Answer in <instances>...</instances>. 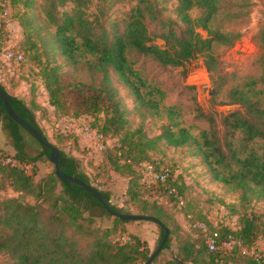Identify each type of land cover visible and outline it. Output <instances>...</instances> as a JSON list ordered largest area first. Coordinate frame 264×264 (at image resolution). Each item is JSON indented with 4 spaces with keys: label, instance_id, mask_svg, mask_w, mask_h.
<instances>
[{
    "label": "trees",
    "instance_id": "16d2710c",
    "mask_svg": "<svg viewBox=\"0 0 264 264\" xmlns=\"http://www.w3.org/2000/svg\"><path fill=\"white\" fill-rule=\"evenodd\" d=\"M92 1L42 0L40 8L45 27L53 30L48 31L47 38L43 37L33 24L34 17L26 15L20 22L23 38L19 49L24 55L33 51L48 102L56 109L63 108L65 86L59 80L57 67L49 65L50 54L61 56L70 65H76L82 58L91 77H100L97 87L90 86L96 93L87 95L82 106L93 117L91 127L116 139V146L105 150L104 161L113 172L128 178L125 195L137 212H123L113 205L109 194L95 186L88 174L79 168L77 159L54 145L58 149L60 169L92 185L113 210L160 220L169 229L162 249L176 242L165 264H264L236 247L226 253L209 251L205 233L196 227L194 238L177 234V225L172 229L165 220L171 213L165 203L144 196L138 170L140 164L154 162L149 160L150 153L159 150L160 142L173 147L187 146L191 155L202 158L216 180L239 192L241 202L247 204L253 198L264 199V108L260 100L249 93L257 84L264 85V26L260 32V76L244 83L247 90L232 87L227 93L228 103L239 105L237 109L220 114L218 120L214 114L200 110L198 116L207 123V128L196 138L180 125L174 117V109L169 107L165 110L167 123L161 125L159 134L149 137L141 126L131 129L128 117L131 110L118 95L111 74L128 88L135 101L134 109L142 117L159 116L160 98L155 96L157 93L161 96V92L145 89V82L133 68L127 52L133 50L162 66L172 67L184 66L201 56L211 69L213 45L230 46L240 34L211 28L219 0H176L172 11L174 18L164 15L166 7L160 6L157 0H138L124 16L112 21L103 18L102 0H97L93 11L89 9ZM34 3L35 0H25L28 8ZM5 6L6 1L0 0V13ZM194 9L199 10L196 16L191 14ZM199 29L205 30L206 36ZM3 35L5 33L0 38ZM32 37L38 38L39 43ZM42 54L45 61L40 58ZM86 56L89 57L84 58ZM8 95L15 112L44 135L35 122L36 106L33 107L32 101L30 106L23 99ZM0 130L12 145L13 153L8 154L17 163L15 166L0 165V187L6 184L12 191L9 196H0V253L10 256V264H147L154 251L147 241L136 233L121 231V226L130 220L111 215L88 189L59 178L55 168L35 181L36 164L43 156L49 159L50 149L9 117L1 98ZM64 139L66 135L61 134L59 140ZM257 139L262 140L261 150L249 147V143ZM74 142L79 147L76 139ZM168 183L182 194L183 185L177 184L173 177ZM165 195L174 198L166 189ZM103 215L113 216L111 227L95 224V219ZM119 229L117 235L121 239L114 240L112 236ZM159 229L158 244L164 234L163 229ZM218 232L222 236L232 234L251 245L264 234V222H259L255 213H248L241 218L238 231L220 227Z\"/></svg>",
    "mask_w": 264,
    "mask_h": 264
},
{
    "label": "rangeland",
    "instance_id": "374dc122",
    "mask_svg": "<svg viewBox=\"0 0 264 264\" xmlns=\"http://www.w3.org/2000/svg\"><path fill=\"white\" fill-rule=\"evenodd\" d=\"M6 6L0 13V27L3 25L4 34L0 38V84L7 92L17 98L23 99L30 106L31 101L35 107V122L53 145L65 153L74 156L79 168L86 172L91 182L110 197V202L123 212L136 213L137 208L127 201L125 189L128 178L113 172L106 166L104 158L105 150H95L87 141H83L75 134L61 132V122L66 116H73L83 124L93 122V117L83 108V100L87 95L96 92L90 86L97 87L100 77H91L84 65V59L76 65L65 63L61 56L50 54V66H56L59 80L65 86L62 96V109H56L48 102V93L40 75L39 63L32 55L33 51L25 54L22 62L5 61L3 49L9 45L19 48V42L23 38L20 27L21 20L25 16H33V24L38 28V33L48 37V31L53 28L45 27V21L40 5L42 0H35L34 5L28 8L25 0H5ZM10 1V3H9ZM138 0H102L104 7L103 18L112 21L118 20L127 13L132 5ZM160 6L166 7L165 16H171L176 0H157ZM97 0H93L89 9H96ZM218 13L212 20V29L223 32H238L239 38L230 46L214 44L212 48L213 59L211 69L207 68L203 57H197L184 66L172 67L162 66L156 60L143 56L133 50L127 52L133 68L139 73L145 82L146 90H156L155 98H160V114L146 115L142 117L137 109H134V98L128 88L117 80L112 73L114 85L118 89V95L125 105L131 110L128 115L131 129L138 126L147 136L152 137L160 133L161 125L167 123L166 109L172 107L175 111L177 121L182 127L187 128L193 136L200 137L202 130L207 128V123L198 116L199 111L212 113L218 120L220 114H225L239 107L237 104L228 103L227 93L232 87L244 88V85L252 78H258L261 74L259 58L262 53L260 43V32L264 26V0H219ZM70 7V5H68ZM193 16L199 14V10L191 11ZM203 36L205 30L199 29ZM37 43L39 39L32 37ZM32 55V56H31ZM86 56L84 58H88ZM42 61L45 58L40 55ZM72 87V85H74ZM219 86H218V85ZM253 98L260 100L264 108V85L257 84L250 91ZM66 135L67 139L60 141V136ZM4 136V137H3ZM108 147L113 149L116 146V139L107 136ZM6 139V140H5ZM77 140L79 147H76L74 140ZM7 138L0 130V148H6ZM9 143V142H8ZM9 147H12L9 143ZM249 147L261 150L262 140L257 139L249 143ZM106 149V150H107ZM13 150V148H12ZM9 151V150H8ZM13 153L12 151H9ZM149 160L159 161L161 165L171 170V175L177 184L183 185V202L179 203L175 198L169 199L165 195L163 185L152 176H147L144 165L138 166L141 175V182L144 187V196L151 200L164 202L170 214L165 220L175 232L182 237L194 238L197 232L193 226L196 221L204 220L209 226L226 227L238 231L241 226V218L244 214L255 213L259 222H264V199L253 198L245 204L239 199V192L225 186L216 180L210 169L203 163L200 156L191 155L187 146L173 147L162 142L159 143V150L150 153ZM150 163V162H149ZM53 164L45 156L36 164L35 181L44 177L53 170ZM12 191L5 184L0 187V196H9ZM31 200V199H30ZM113 216L103 215L95 219V224L101 227H111ZM179 225V226H178ZM125 234L136 233L142 240L147 241L153 251L158 246L160 229L151 222L145 220H130L121 226ZM120 231L117 230L112 236L115 240ZM264 237L260 234L258 238ZM175 240L170 247L160 251L163 254L172 253L175 250ZM12 262L7 253H0V264ZM153 264V263H151ZM156 264V263H154Z\"/></svg>",
    "mask_w": 264,
    "mask_h": 264
},
{
    "label": "built area",
    "instance_id": "2783aa9c",
    "mask_svg": "<svg viewBox=\"0 0 264 264\" xmlns=\"http://www.w3.org/2000/svg\"><path fill=\"white\" fill-rule=\"evenodd\" d=\"M3 58L5 61L22 62L25 60V55L19 48L15 49V46L9 45L3 49ZM61 132L75 134V136L83 141H87L91 147L100 152L106 150L108 147V138L104 134L88 124L81 123L73 116H66L62 120ZM16 164V161L8 152L0 148V165L15 166ZM144 168L147 176L155 178L179 203L183 202L182 194L168 183V180L172 178L169 167L161 165L159 161H154L146 163ZM193 226L205 233V244L209 251L221 250L226 253L236 247L243 254L250 256L259 263H264V237L258 238L254 243L248 245L232 234L220 235L218 232L220 227L216 225L209 226L203 220L196 221Z\"/></svg>",
    "mask_w": 264,
    "mask_h": 264
},
{
    "label": "water",
    "instance_id": "95a60500",
    "mask_svg": "<svg viewBox=\"0 0 264 264\" xmlns=\"http://www.w3.org/2000/svg\"><path fill=\"white\" fill-rule=\"evenodd\" d=\"M0 98L4 104V107L6 109V112L8 113L9 117L13 119L16 123L22 125L24 128H26L38 141L45 147L50 149L49 153V160L54 165L55 173L56 175L61 179H67L70 180L86 189H88L96 198L97 200L103 205L104 209L108 211L111 215L114 217H118L122 220H145V221H151L155 223L158 227L162 228L164 231L163 237L158 244V246L153 251L151 257L148 259L147 264L151 263L152 258L163 248L165 242L167 241L169 237V229L156 217L153 216H146V215H134V214H122L115 210H113L104 200L101 193L97 191L92 185L86 184L79 178L68 175L64 173L60 169L59 165V153L58 149L50 142L48 139L42 135L39 131H37L30 123H28L26 120L22 119L13 109L10 98L8 93L0 86Z\"/></svg>",
    "mask_w": 264,
    "mask_h": 264
},
{
    "label": "crops",
    "instance_id": "0c3cea01",
    "mask_svg": "<svg viewBox=\"0 0 264 264\" xmlns=\"http://www.w3.org/2000/svg\"><path fill=\"white\" fill-rule=\"evenodd\" d=\"M4 137V136H3ZM6 140V139H5ZM9 141H6V148L7 149H5L7 152H9V151H12L13 152V150H12V147H9L8 145H9V143H8ZM12 146V145H11ZM2 148H4V146H1ZM9 150V151H8ZM149 246V248H151L150 247V245H148ZM151 250V249H150ZM170 256H171V253H169V254H163V252H161L157 257H156V259L152 262L153 264L154 263H156V264H165V262H166V260L167 259H169L170 258Z\"/></svg>",
    "mask_w": 264,
    "mask_h": 264
}]
</instances>
